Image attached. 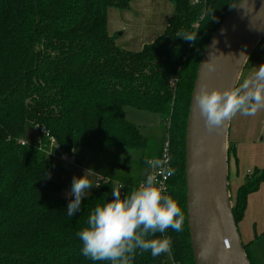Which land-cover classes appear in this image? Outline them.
Here are the masks:
<instances>
[{"label": "trees", "instance_id": "trees-1", "mask_svg": "<svg viewBox=\"0 0 264 264\" xmlns=\"http://www.w3.org/2000/svg\"><path fill=\"white\" fill-rule=\"evenodd\" d=\"M132 1L0 0V264H110L85 257L77 233L94 206L112 198L115 183L96 187L68 216L71 198L54 199L64 184L48 175L46 143L52 138L54 148L69 156L78 148L138 150V171L115 175L122 196L138 185L146 159L158 156L169 138L172 196L184 212L183 231L168 229L170 254L138 251L131 264H169V256L196 264L188 222L187 120L204 49L240 0H206L204 10L175 0L165 31L138 51L119 46L108 30L109 9H127ZM127 107L159 114L161 136L149 141L127 119ZM28 125L39 129L42 141L20 142ZM228 158L231 189V165L238 170L239 159L229 140ZM250 172L232 195L238 227L249 195L264 182V168Z\"/></svg>", "mask_w": 264, "mask_h": 264}, {"label": "water", "instance_id": "water-1", "mask_svg": "<svg viewBox=\"0 0 264 264\" xmlns=\"http://www.w3.org/2000/svg\"><path fill=\"white\" fill-rule=\"evenodd\" d=\"M263 40L264 0H240L214 32L200 61L186 129L188 222L196 264H251L233 212L230 119L209 132L195 97L205 83L237 86ZM210 65L214 70L209 71Z\"/></svg>", "mask_w": 264, "mask_h": 264}, {"label": "clouds", "instance_id": "clouds-1", "mask_svg": "<svg viewBox=\"0 0 264 264\" xmlns=\"http://www.w3.org/2000/svg\"><path fill=\"white\" fill-rule=\"evenodd\" d=\"M185 40L196 37L180 34ZM214 70L209 66V71ZM196 105L212 132L237 114L254 116L264 109V64L258 67L242 83L234 87H213L203 84L196 93ZM151 169L137 186L121 195L123 185H112V198L97 203L86 220V226L77 233L82 244V254L93 261L110 264H131L135 255L150 252L153 257L171 253L172 238L168 229L183 231L184 212L179 201L167 194L160 176H171L175 169L165 167V161L146 159ZM100 187L89 178V170L83 176H74L68 192V216L81 210L88 190ZM74 197V198H73ZM159 233V235H157Z\"/></svg>", "mask_w": 264, "mask_h": 264}, {"label": "crops", "instance_id": "crops-1", "mask_svg": "<svg viewBox=\"0 0 264 264\" xmlns=\"http://www.w3.org/2000/svg\"><path fill=\"white\" fill-rule=\"evenodd\" d=\"M175 11V0H133L127 9H109L108 30L115 36L116 43L122 45L119 46L125 49L133 46L132 50L138 51L165 31L167 22ZM260 64H264V52L259 60L251 65L247 63L238 84L248 78ZM259 111L254 116L237 114L230 119L228 140L235 145L239 159L238 170L235 166L231 170L232 178L237 181L233 197L254 164H261L264 168V145L257 144L255 139L261 127L256 128V124H253ZM24 140L30 142L26 138ZM33 142L37 141L31 143ZM60 159L67 162L62 155ZM260 159H263L262 163ZM103 176L114 178L109 174ZM239 231L256 264H264V182L258 191L249 195L245 216L239 223Z\"/></svg>", "mask_w": 264, "mask_h": 264}, {"label": "rangeland", "instance_id": "rangeland-1", "mask_svg": "<svg viewBox=\"0 0 264 264\" xmlns=\"http://www.w3.org/2000/svg\"><path fill=\"white\" fill-rule=\"evenodd\" d=\"M117 38L119 39L120 36H117ZM126 49L132 50L133 46H127ZM263 52L264 40L260 42V44L252 52L251 56L249 57V65L259 60V57L263 55ZM126 117L130 122L138 125L141 128L142 132L149 137V141L152 142L155 138H159L161 136L163 124L159 114L136 109L134 107H127ZM253 124H256V128L261 127L260 133L257 135L258 137L255 138L256 143L264 145V109L259 111L256 119H254ZM25 138L30 141L28 142L29 144L42 141L39 129L33 125L27 126ZM32 141L37 142L31 143ZM47 145V154H49L47 156L51 160V165L48 169L49 178L64 184L63 188L54 194V199L70 198L67 194L72 187L73 177L83 176L86 170H89V178L93 184H95L99 174H109L114 177V180L118 181L116 178L117 176L123 177L125 175L135 174V172L138 171V158L140 155L138 150L117 146H109L101 152L86 148H78L75 149L69 156L67 154L60 153L58 148L55 149V144L52 142L50 144L49 142L46 143V146ZM60 155H62L67 160V162L60 159ZM262 160L263 159H260V163H262ZM260 165L261 164L258 165L257 163L254 164L252 170L255 167L262 168ZM232 167L234 166L231 165V168ZM115 175L117 176L115 177ZM230 179V191L233 195L235 194L237 188V181L232 178V175H230ZM95 188L96 187L93 186L92 189L88 190L86 196L89 195Z\"/></svg>", "mask_w": 264, "mask_h": 264}, {"label": "built area", "instance_id": "built-area-1", "mask_svg": "<svg viewBox=\"0 0 264 264\" xmlns=\"http://www.w3.org/2000/svg\"><path fill=\"white\" fill-rule=\"evenodd\" d=\"M191 4H192V6H194L196 8H203V10L206 8V0H191ZM177 80H178L177 78L171 79V81H170L171 85L174 86L176 84ZM20 142L22 144H26L27 143L25 140H21ZM51 142L53 144H55V146H56V142H55L54 138H52ZM58 150H59L60 153H62L60 149H58ZM149 159H160L162 161H165V165L164 166L166 168L170 167V168L174 169L172 144H171L170 139L169 138L165 139L163 147H162V150H161V153L158 156H154V157H151ZM150 171H151V169L149 168V166L146 163L145 164V173H144V175H143L141 180H143L149 174ZM173 176H174V174L171 175V176L165 175V176H160L159 177V179H162L164 181V185H165V189H166L167 194H171V195H172L171 182H172ZM111 181H113L115 184L118 183L120 185H123L122 183L112 179L111 177L103 176V175H100V174L97 177L96 183H100V186H101L102 184H105V183H108V182H111ZM169 259H170V264H179L173 259L172 256H169Z\"/></svg>", "mask_w": 264, "mask_h": 264}]
</instances>
